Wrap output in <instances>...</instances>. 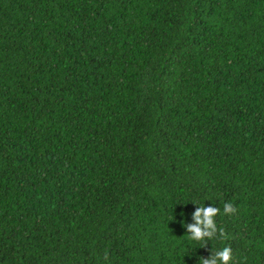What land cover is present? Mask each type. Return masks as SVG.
<instances>
[{
    "label": "trees",
    "instance_id": "1",
    "mask_svg": "<svg viewBox=\"0 0 264 264\" xmlns=\"http://www.w3.org/2000/svg\"><path fill=\"white\" fill-rule=\"evenodd\" d=\"M224 247L264 264V0H0V264Z\"/></svg>",
    "mask_w": 264,
    "mask_h": 264
},
{
    "label": "clouds",
    "instance_id": "2",
    "mask_svg": "<svg viewBox=\"0 0 264 264\" xmlns=\"http://www.w3.org/2000/svg\"><path fill=\"white\" fill-rule=\"evenodd\" d=\"M236 209L231 203L224 205L225 214H234ZM220 213L216 206H199L194 213L195 224L188 225L184 223V227L188 229V237L191 241L206 242L212 239H226L227 234L222 228H218L215 218ZM204 247H207L205 244ZM232 260L231 247H224L221 250L211 252L209 258L200 257L199 264H230Z\"/></svg>",
    "mask_w": 264,
    "mask_h": 264
}]
</instances>
